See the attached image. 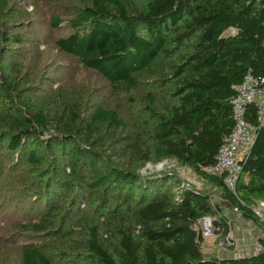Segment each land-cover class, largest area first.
Wrapping results in <instances>:
<instances>
[{"label": "trees", "instance_id": "16d2710c", "mask_svg": "<svg viewBox=\"0 0 264 264\" xmlns=\"http://www.w3.org/2000/svg\"><path fill=\"white\" fill-rule=\"evenodd\" d=\"M18 2L0 0V182L40 212L19 224L36 239L18 246L20 264H264V222L252 209L264 201V124L253 105L255 142L236 189L206 171L233 128L237 86L249 70L264 77V0H26L36 12L52 5L49 25L69 29L54 48L124 97L128 115L91 85L33 91L43 62L25 75L28 58H12L24 38L8 28L32 17ZM165 160L199 174L224 204L174 171L142 174ZM226 211L261 231L262 250H204L193 222L212 218L217 248L230 233Z\"/></svg>", "mask_w": 264, "mask_h": 264}, {"label": "rangeland", "instance_id": "374dc122", "mask_svg": "<svg viewBox=\"0 0 264 264\" xmlns=\"http://www.w3.org/2000/svg\"><path fill=\"white\" fill-rule=\"evenodd\" d=\"M13 1H19L18 4H20L22 10L28 9L32 17L25 15L24 20L21 21L22 25L18 23L8 28L10 34L20 33L24 38L22 43L14 44L15 53L12 54V58L15 61L28 58L27 64L23 66L25 67V75L35 70L38 61L43 62V67L40 66L39 77L31 82V88L34 87L33 91L40 92L38 95L41 93L48 95L50 90L53 92L63 85H65L64 92H71L82 85H91L88 90L94 89L97 101L100 100L107 106H115L121 113L128 115L124 97L114 95L110 88H108L105 80L90 71L81 70V68L74 65L75 61L70 56L64 55L54 48L52 39L61 34L68 33L69 29L63 28L62 30H57L49 25L48 19L54 12L50 3L40 2L39 10L36 12L26 0ZM7 23V16L2 14L0 27H3ZM19 28H23V30ZM37 51L44 52L41 60L35 56ZM27 54H30V57ZM72 76H75V78H72ZM39 86H42L43 89ZM165 171L176 172L182 180L181 182L188 187L203 191L212 190L214 193L213 197H219L218 190L207 183L203 177L192 171L188 166L178 164L174 160L165 161L161 165L147 164L141 169L142 174L145 176L156 174L157 172L163 173ZM8 182H0V264H20V255L17 251L18 246L23 243L35 242L36 239H33V236L20 234L19 224L30 220L29 218L38 216L40 212L29 211L28 207L31 205V198L25 199L20 194V191L15 188H10ZM217 200L222 205L224 204L220 197ZM32 210H35V208ZM231 216L234 219L242 221L237 216ZM237 220L236 223L239 225ZM252 234L255 237L258 236L255 232H252ZM214 240L215 238L207 239L203 244L206 252H215L220 257H227L229 251H234L232 249L227 253H222L223 251L220 253V250L223 248L219 246L216 248Z\"/></svg>", "mask_w": 264, "mask_h": 264}, {"label": "built area", "instance_id": "2783aa9c", "mask_svg": "<svg viewBox=\"0 0 264 264\" xmlns=\"http://www.w3.org/2000/svg\"><path fill=\"white\" fill-rule=\"evenodd\" d=\"M236 90L235 96L231 99L233 128L223 137L215 161L206 167L208 173L223 176L225 186L231 190L236 189L242 171V161L248 156L255 142L257 126L247 118L250 105L256 109L257 123L264 124V77L255 76L249 70ZM165 161L158 164L161 165ZM252 209L264 222V201L257 200ZM192 226L195 229L199 228L206 240L216 238L219 230L210 216L199 218ZM235 245V240L230 234L220 238L217 243V246L223 249Z\"/></svg>", "mask_w": 264, "mask_h": 264}, {"label": "crops", "instance_id": "0c3cea01", "mask_svg": "<svg viewBox=\"0 0 264 264\" xmlns=\"http://www.w3.org/2000/svg\"><path fill=\"white\" fill-rule=\"evenodd\" d=\"M233 32H234V29H231L229 31V33H233ZM226 214L230 216L231 218L229 222V226H230L229 234L232 236V238H234L236 245L235 247L232 246L234 248V252H228L229 247H226L224 249H221L220 253L221 251H223L222 253L228 252L227 256H232L231 254L250 255V254H254L262 250L263 246L260 241V236H262L261 231L257 227H255L253 224H251V222L245 221L239 216L237 217L241 218L242 221L234 219L231 216L232 213L230 211L226 212ZM236 220L238 221L239 225H237ZM252 232L253 233L255 232V234H258V236L256 237L253 236L254 234H252Z\"/></svg>", "mask_w": 264, "mask_h": 264}]
</instances>
